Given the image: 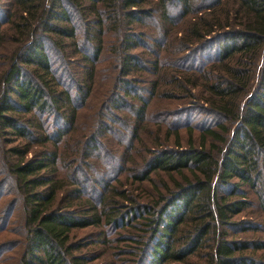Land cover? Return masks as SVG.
<instances>
[{"label": "trees", "instance_id": "16d2710c", "mask_svg": "<svg viewBox=\"0 0 264 264\" xmlns=\"http://www.w3.org/2000/svg\"><path fill=\"white\" fill-rule=\"evenodd\" d=\"M7 3L0 164L20 214L13 264L91 263L73 254L93 243H73L90 227L104 246L135 244L123 251L133 264H264V0ZM146 21L161 38L142 90ZM178 99L151 137V101ZM143 183L151 195H132Z\"/></svg>", "mask_w": 264, "mask_h": 264}, {"label": "rangeland", "instance_id": "374dc122", "mask_svg": "<svg viewBox=\"0 0 264 264\" xmlns=\"http://www.w3.org/2000/svg\"><path fill=\"white\" fill-rule=\"evenodd\" d=\"M8 4L9 3H7V0H0V17L2 15H5V11L7 10L6 8H8L7 7ZM136 29L141 30V34H142V31L147 34L148 39L147 40L145 39L146 40L145 42L146 44H148L150 48L148 50H141L139 48L136 49V52L139 54V57H138L139 61L145 64L143 65L145 70H142L140 72L138 71L137 73L133 75L137 77L140 76L139 78H142L140 79V81H138L139 84L136 85L137 87H141L142 90H149L151 86L149 82L151 83V81L154 80L153 74L149 72L150 67L148 66L149 61L153 60V57L150 53V52H153L152 42L154 43V40L156 41L159 40L161 38V33L157 29L155 24H151L150 21H146V25L144 27H141V28L138 27ZM103 43H104V46H106L107 38L104 39ZM212 52H213L212 48L210 49V46H209V48L204 49L202 53L204 54L203 56L205 57L207 55L211 56ZM105 54L106 53L103 51V56H102L103 59H105ZM163 58H164V55L162 53V61H163ZM0 63L2 66L5 64V61L2 60L0 61ZM146 63L148 65H146ZM194 64L196 65L198 64V62L195 61ZM102 67L103 65L100 66V68ZM73 69L79 73L80 67H76V68L73 67ZM104 70L100 69V71H103V74L106 73ZM110 72L108 74H112V72L111 73ZM107 86H108V83L102 85V87H99L100 89L95 88V94L97 95L101 94V92H103L104 90L108 88ZM89 103H91V105L93 106L94 101L92 98L91 100H89ZM197 105L200 106V103H198ZM184 106H185L184 101L181 99H178L172 102L171 101H161V100L151 101L148 107V111L146 113V118L148 120V123H146L148 125L146 126L150 127L149 130L153 132L151 134V137H155L159 134V132L156 131V128H154L155 127L154 122H157V121L162 122V123L167 122L166 124H162L164 125L162 129L165 130L164 127L166 125L167 126L171 125L169 123L170 114L179 109H182ZM202 120H205V118H203ZM86 121L81 116L77 118L76 123H77L78 131L84 132L86 130L85 128H87V126L90 124L88 123V119H86ZM177 121L178 119L176 120V122ZM171 122H174V120H172ZM81 135L84 136L83 133H81ZM181 136L182 137L184 136L182 132H181ZM141 137L144 138V136H141ZM160 137L162 138V136ZM4 138H6V140L8 141H10L9 139L12 140L11 137H7V136ZM99 142L102 144H105V141L103 138H100ZM7 146H8V143L0 142V155L1 156H3L1 152ZM5 172H6V168L4 167V165L0 164V230H5L0 233V250H3V253H0V264H13L14 263L13 252L16 251V249H13V251L9 253L7 252V250L12 248L11 246H14L15 241L17 239V236H18L17 229H18V223H19L18 218L20 214H19L18 207H17L18 206L17 199L15 198L14 195L9 193L8 188H6L4 185L8 182ZM151 180H152V183L157 184V182L159 181V178L156 176H153ZM152 183L151 185H153ZM133 186H135V188L130 189V190L132 191L131 194L134 196L137 194L142 195V196H146L147 194L151 195V191L153 190V188L149 187L147 183H143L140 186L135 184ZM234 218L240 219L241 216H237ZM98 230H99L98 228L90 227V228H87L81 231H77L75 235V240L73 241L74 244H81V246H83L84 240L85 242L87 240H91L90 242L94 243L96 238H99V239L97 240V243L95 242V244L92 243L90 245L84 246L82 249L75 251L73 254H78L81 256H89V258L94 259L91 263H88V264H133L132 260L134 259V257L130 255L128 256L127 253L125 255L123 251H125L126 249L125 252H128L129 249L134 248L135 244H129L126 241L120 240L119 242L112 241L107 246H104L105 244H102V241L104 239L101 238L100 235L99 236L95 235ZM125 231H126L125 229L124 230L122 229L121 231H119V234L124 235ZM129 233L136 235L138 234V231L131 230L129 231ZM112 238H113L112 234L105 235L106 241L107 240L111 241Z\"/></svg>", "mask_w": 264, "mask_h": 264}]
</instances>
